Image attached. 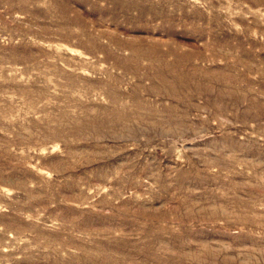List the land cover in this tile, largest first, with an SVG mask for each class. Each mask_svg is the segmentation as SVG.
<instances>
[{
	"label": "rangeland",
	"instance_id": "1",
	"mask_svg": "<svg viewBox=\"0 0 264 264\" xmlns=\"http://www.w3.org/2000/svg\"><path fill=\"white\" fill-rule=\"evenodd\" d=\"M0 264H264V0H0Z\"/></svg>",
	"mask_w": 264,
	"mask_h": 264
},
{
	"label": "bare ground",
	"instance_id": "2",
	"mask_svg": "<svg viewBox=\"0 0 264 264\" xmlns=\"http://www.w3.org/2000/svg\"><path fill=\"white\" fill-rule=\"evenodd\" d=\"M187 81V80H186ZM186 81H185V83H186Z\"/></svg>",
	"mask_w": 264,
	"mask_h": 264
}]
</instances>
